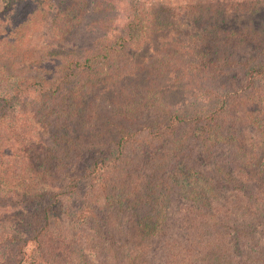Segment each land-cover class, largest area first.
<instances>
[{
  "label": "trees",
  "instance_id": "1",
  "mask_svg": "<svg viewBox=\"0 0 264 264\" xmlns=\"http://www.w3.org/2000/svg\"><path fill=\"white\" fill-rule=\"evenodd\" d=\"M0 3V182L29 157L7 143L56 122L95 155L70 203L75 178H39L38 226H4L0 264H264V22L211 2L126 0L119 20L103 0Z\"/></svg>",
  "mask_w": 264,
  "mask_h": 264
},
{
  "label": "rangeland",
  "instance_id": "2",
  "mask_svg": "<svg viewBox=\"0 0 264 264\" xmlns=\"http://www.w3.org/2000/svg\"><path fill=\"white\" fill-rule=\"evenodd\" d=\"M91 4H95L97 0H88ZM108 1L112 5L116 7V12L118 20L119 18H123L127 14V6L126 0H103ZM145 4L158 7L165 6L166 4L176 3V4H187L191 6L190 9L194 11L195 8L201 3L211 2L212 4L218 5L220 8H224L225 6H232V8L238 12V18L240 24L246 25H259L264 22V0H144ZM218 3V4H217ZM1 4V3H0ZM1 6V5H0ZM253 7H257L258 9L254 10ZM250 10V11H249ZM249 11V12H248ZM245 25V26H246ZM262 33V32H260ZM41 45V44H40ZM44 47L40 49L42 52ZM46 48V47H45ZM44 48V49H45ZM37 54H40L39 50ZM240 73H238L239 77ZM238 79V78H237ZM240 84H242V79L239 78ZM68 101V100H67ZM75 121V118H70V122ZM70 123V124H71ZM66 122H56L55 126L48 128L46 130L40 131L38 129H34L33 137L31 138L32 145L19 147L15 144L7 143L5 146L7 148V153H13L16 156L26 155L29 156L27 160H22L19 163L25 164V167H21L20 164H16V168L19 170L14 171L13 174L8 175L5 179L6 182H0V203L3 201V205L7 207L5 211L0 213V230L4 228V226L16 228L18 226L26 228L31 227L35 228L38 226V215L40 214L42 208L47 204L45 200V196L42 195V190L38 189L39 183L37 182L39 178L42 177L44 183L49 184L48 188H52L50 190L53 191H61L64 188L65 181L69 178H75L71 183H76L78 188L77 195L72 196L68 199V202L73 200L74 197H81L85 188H87V183L80 177L83 175V168L90 164L93 157V151L91 146H84L89 142L92 137L86 136V132L81 130L80 127L74 129L73 132L75 134L83 135L86 139L82 141V139H77V143H72L65 139L62 135V131H67L68 127H65ZM78 126V125H77ZM92 131H89L91 134ZM93 141V140H92ZM91 141V142H92ZM84 146L82 148H78L77 144ZM80 147V146H79ZM68 148L79 149V157L77 163L73 165L72 168L66 169V164L70 163L66 157H64V153ZM11 159L13 158L11 156ZM47 169L50 171L46 174L44 171ZM30 172L33 180L31 182L28 181V173ZM43 183V182H42ZM36 189V190H35ZM29 191V192H28ZM34 200V201H33ZM179 202L182 200L175 197L173 204L171 205V210L176 211L179 207ZM8 218H5V216ZM152 246V245H151Z\"/></svg>",
  "mask_w": 264,
  "mask_h": 264
}]
</instances>
